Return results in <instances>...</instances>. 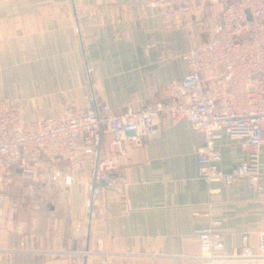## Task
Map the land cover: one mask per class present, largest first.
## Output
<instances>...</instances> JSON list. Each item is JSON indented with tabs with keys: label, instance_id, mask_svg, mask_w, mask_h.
Returning <instances> with one entry per match:
<instances>
[{
	"label": "crops",
	"instance_id": "crops-1",
	"mask_svg": "<svg viewBox=\"0 0 264 264\" xmlns=\"http://www.w3.org/2000/svg\"><path fill=\"white\" fill-rule=\"evenodd\" d=\"M219 10L193 7L171 26L153 0H0V98L19 99L31 118L87 95L114 111L138 110L183 76L179 54L208 38ZM111 140L104 134L61 189L40 174L33 195L17 171L0 200V264H200L194 229L213 220L226 253L243 242L255 248L264 166L261 192L245 180L205 183L196 176L202 136L185 119L121 153ZM216 146L221 170L244 160L225 133Z\"/></svg>",
	"mask_w": 264,
	"mask_h": 264
},
{
	"label": "built area",
	"instance_id": "built-area-1",
	"mask_svg": "<svg viewBox=\"0 0 264 264\" xmlns=\"http://www.w3.org/2000/svg\"><path fill=\"white\" fill-rule=\"evenodd\" d=\"M206 3L220 7L208 38L179 54L186 65L183 76L166 85L163 97L146 101L138 110L114 111L87 95L55 115L31 118L19 99L0 98V200L17 169L33 195L38 193L40 174L61 189L104 134L112 136L121 153L127 144L150 138L155 127L182 119L202 136L195 151L199 179L226 186L245 180L250 189L261 192L264 0H153L171 26L183 25L193 7ZM205 71L210 75L204 77ZM222 133L238 141L245 153L230 171L218 166L222 157L216 144ZM219 224L213 220L194 229L200 264H264V230L259 231L255 248L243 242L237 252L226 253Z\"/></svg>",
	"mask_w": 264,
	"mask_h": 264
},
{
	"label": "water",
	"instance_id": "water-1",
	"mask_svg": "<svg viewBox=\"0 0 264 264\" xmlns=\"http://www.w3.org/2000/svg\"><path fill=\"white\" fill-rule=\"evenodd\" d=\"M128 134H132V131H129ZM17 170L20 171V169H17ZM95 186H96V182L94 181L93 188H95Z\"/></svg>",
	"mask_w": 264,
	"mask_h": 264
}]
</instances>
